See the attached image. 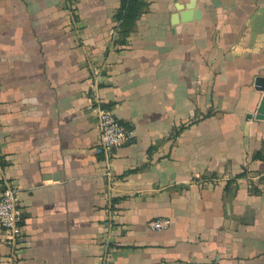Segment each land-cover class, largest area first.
I'll list each match as a JSON object with an SVG mask.
<instances>
[{
	"label": "crops",
	"instance_id": "crops-1",
	"mask_svg": "<svg viewBox=\"0 0 264 264\" xmlns=\"http://www.w3.org/2000/svg\"><path fill=\"white\" fill-rule=\"evenodd\" d=\"M146 2L120 46L121 0H0V195L20 188V264H264V0ZM99 106L135 134L113 183Z\"/></svg>",
	"mask_w": 264,
	"mask_h": 264
},
{
	"label": "built area",
	"instance_id": "built-area-1",
	"mask_svg": "<svg viewBox=\"0 0 264 264\" xmlns=\"http://www.w3.org/2000/svg\"><path fill=\"white\" fill-rule=\"evenodd\" d=\"M99 126V143L97 152L105 156L107 175L111 183L114 182L112 174V162L117 149L132 143L134 132L126 129L114 113L102 106L97 109ZM20 188L9 181L4 182V188L0 195V226L5 234V244L9 254L3 264H20V252L25 245L24 212L20 202ZM170 220H158L151 223L156 230L166 229L170 226ZM110 252H105L99 264H111ZM204 264H217L214 262Z\"/></svg>",
	"mask_w": 264,
	"mask_h": 264
},
{
	"label": "trees",
	"instance_id": "trees-1",
	"mask_svg": "<svg viewBox=\"0 0 264 264\" xmlns=\"http://www.w3.org/2000/svg\"><path fill=\"white\" fill-rule=\"evenodd\" d=\"M147 7L146 0H121L119 11L115 16L118 23L117 45L125 46L127 44L128 39L134 32L137 20Z\"/></svg>",
	"mask_w": 264,
	"mask_h": 264
},
{
	"label": "water",
	"instance_id": "water-1",
	"mask_svg": "<svg viewBox=\"0 0 264 264\" xmlns=\"http://www.w3.org/2000/svg\"><path fill=\"white\" fill-rule=\"evenodd\" d=\"M262 83H263V81H261V80L258 81V84H260L261 86H262ZM258 116H259V118H263L264 117V99H263V101L261 103Z\"/></svg>",
	"mask_w": 264,
	"mask_h": 264
}]
</instances>
